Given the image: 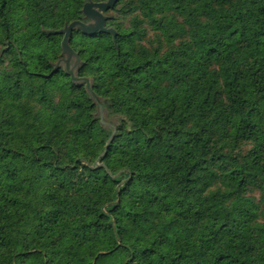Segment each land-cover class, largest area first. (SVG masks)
Wrapping results in <instances>:
<instances>
[{
  "label": "trees",
  "instance_id": "1",
  "mask_svg": "<svg viewBox=\"0 0 264 264\" xmlns=\"http://www.w3.org/2000/svg\"><path fill=\"white\" fill-rule=\"evenodd\" d=\"M88 1L0 0V264H264V0Z\"/></svg>",
  "mask_w": 264,
  "mask_h": 264
},
{
  "label": "water",
  "instance_id": "2",
  "mask_svg": "<svg viewBox=\"0 0 264 264\" xmlns=\"http://www.w3.org/2000/svg\"><path fill=\"white\" fill-rule=\"evenodd\" d=\"M116 0H107L105 2H92L88 1L83 4L82 10L85 13V15L93 20L91 23H84L82 21L76 20L71 22L69 25L65 26L63 29L59 30V33H63V39H62V46L69 50V53L71 54L72 51L70 50L68 44H67V38L70 35L72 29L74 27H80L84 32L88 34H93L97 30H102L106 32H110L114 34V30L112 28H106L104 26L106 16L103 14L108 9L112 8L115 4ZM72 75V72L69 71ZM72 78L75 79V77L72 75ZM86 85L88 86L89 83L86 80Z\"/></svg>",
  "mask_w": 264,
  "mask_h": 264
},
{
  "label": "rangeland",
  "instance_id": "3",
  "mask_svg": "<svg viewBox=\"0 0 264 264\" xmlns=\"http://www.w3.org/2000/svg\"><path fill=\"white\" fill-rule=\"evenodd\" d=\"M150 34H151V33H150ZM248 194L251 195V196H253V197H255L257 200L260 199V193H258V191H256V190H250V191L248 192ZM261 208H262V211L264 212V205L261 206Z\"/></svg>",
  "mask_w": 264,
  "mask_h": 264
}]
</instances>
